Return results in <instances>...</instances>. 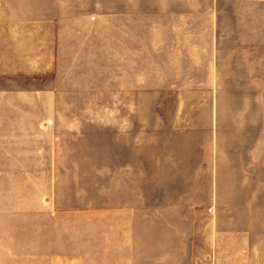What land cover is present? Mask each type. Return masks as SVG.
I'll use <instances>...</instances> for the list:
<instances>
[{
	"label": "rangeland",
	"instance_id": "rangeland-1",
	"mask_svg": "<svg viewBox=\"0 0 264 264\" xmlns=\"http://www.w3.org/2000/svg\"><path fill=\"white\" fill-rule=\"evenodd\" d=\"M30 4L0 0V171L6 152L36 145L24 137L31 125L59 122L60 149L88 155L61 186L66 215L83 219L66 218L65 254H42L31 184L0 174V264L264 263V46L232 48L236 60L255 55L244 73L255 77L219 78L194 94L118 95L112 16L32 13ZM112 122H167V141H155L164 130L155 127L138 143L165 174L136 188L172 221L167 253L113 255Z\"/></svg>",
	"mask_w": 264,
	"mask_h": 264
},
{
	"label": "crops",
	"instance_id": "crops-1",
	"mask_svg": "<svg viewBox=\"0 0 264 264\" xmlns=\"http://www.w3.org/2000/svg\"><path fill=\"white\" fill-rule=\"evenodd\" d=\"M30 5L38 9L32 13L112 16V84L118 95L151 93L152 87L155 93L170 87L173 93L194 94L201 92L194 89H216L219 78L255 77L244 74L254 68L255 55L236 60L232 48L264 46V0H31ZM57 123L31 125L35 133L24 137L36 145L6 152L10 163L1 164L0 171L31 184L32 213L47 244L42 254L51 255L65 254L64 245L74 238L65 229L66 218L83 219L66 215L71 206L62 202L61 186L64 176L87 167L88 156L60 149ZM155 127L164 128L155 131L161 137L155 141H167V122H112L113 255L148 253L144 249L153 247L159 249L154 253H167L162 249L172 221L162 213L163 205H155L159 209L153 212L152 202L136 194L137 185H151L153 174H165L147 166L151 150L138 147Z\"/></svg>",
	"mask_w": 264,
	"mask_h": 264
}]
</instances>
